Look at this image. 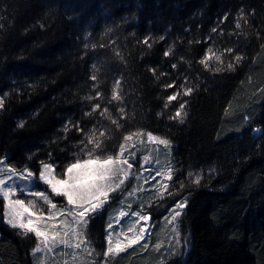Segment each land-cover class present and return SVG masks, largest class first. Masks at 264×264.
Instances as JSON below:
<instances>
[{
    "label": "trees",
    "instance_id": "trees-1",
    "mask_svg": "<svg viewBox=\"0 0 264 264\" xmlns=\"http://www.w3.org/2000/svg\"><path fill=\"white\" fill-rule=\"evenodd\" d=\"M0 101V159L19 169L62 176L138 132L172 143L152 210L186 198L188 251L108 264H264V0H0ZM20 232L0 216V264H37Z\"/></svg>",
    "mask_w": 264,
    "mask_h": 264
},
{
    "label": "rangeland",
    "instance_id": "rangeland-1",
    "mask_svg": "<svg viewBox=\"0 0 264 264\" xmlns=\"http://www.w3.org/2000/svg\"><path fill=\"white\" fill-rule=\"evenodd\" d=\"M149 135L153 139L150 140ZM127 138L130 139H126L122 146L125 147V155L128 157L129 163L133 164V167L129 170V176L125 179L122 191L117 190L116 192L110 193L108 203L105 204L104 208L94 219H90V222L86 226L83 224L78 226L75 222H72V217L58 216L54 221H49L48 223L50 224L55 223L58 226V230L62 233L63 227L61 226V222L67 219L71 223V228L76 229L80 233L79 237L70 233V245L80 243V247L75 248L74 246L65 247L64 245H57L51 250H48L36 238L33 252L37 264H108L107 258L109 256L113 259L121 257L127 254V250L137 246L142 251L150 250L154 252L158 251L157 245H160V247L165 245L164 252L172 254L177 251L175 257L180 255L182 249L185 253L188 251L189 243L185 245V240L188 241V239L183 240L180 234L178 222L180 215L175 220L172 219L176 212L182 213L185 207L181 211L175 208V203L163 213H161L160 208L152 210L154 205H160L156 202H159L169 190L174 176L172 143L157 135L145 134L143 132L129 135ZM161 141H166L167 143H161ZM129 153H133L134 155L129 156ZM112 156L117 158L119 151ZM145 157L147 160L143 159ZM44 164H49V162ZM4 169H14L17 174L25 171V169H19L9 164L6 158H2L0 159V172H3ZM27 170L35 173L37 176L41 171L35 172L29 168ZM54 174L59 178H66L64 175L59 176L56 171ZM169 176L171 177L170 179ZM0 179L7 180V173L0 174ZM118 182L117 180L116 183ZM33 190L48 191L50 197L53 198V203H56L58 208L66 205V199L64 197H55L54 194L50 193L47 186L42 183H36ZM20 198H25L26 203L28 199H36L37 208L42 209L44 214L47 215V206L43 205L42 201L38 198L24 196ZM0 200L3 203L4 210L5 202H3L2 197H0ZM121 211L127 213V215L120 216ZM135 213H139L140 215L147 214L151 219L148 221H140L139 217L134 215ZM109 221L113 225L111 229L113 246L118 240L127 244L126 237H131L139 233L141 228L147 229L145 239L140 244H134L132 247L127 248L124 252L117 255H104L108 247V231L106 230V226ZM101 223H103L102 229L104 228L105 230V248L103 251L97 245V238L94 234L95 231L97 232L100 229ZM29 234L35 237L34 233ZM144 244H147L146 248L141 246ZM37 247L41 250L36 251ZM100 255L102 256L100 257ZM157 264L160 263L157 262Z\"/></svg>",
    "mask_w": 264,
    "mask_h": 264
},
{
    "label": "snow or ice",
    "instance_id": "snow-or-ice-1",
    "mask_svg": "<svg viewBox=\"0 0 264 264\" xmlns=\"http://www.w3.org/2000/svg\"><path fill=\"white\" fill-rule=\"evenodd\" d=\"M236 27H239V24ZM216 59L219 60L220 57L217 56ZM201 62L205 63V67H207L205 61ZM229 67L231 68L232 65H229ZM169 99L174 100L176 97L171 96ZM2 106L3 103L0 101V107ZM176 116H180L179 111L176 112ZM20 127H23L22 123ZM149 139L151 140L153 137L149 135ZM161 143L167 142L161 141ZM95 147L100 148L101 145L97 143ZM125 152V147L121 146L117 158L109 155L106 159H102L99 155L93 158L92 152L89 151V158L84 160L78 159L66 167L64 171L66 178H59L55 175V169L51 163H42V169L38 176L27 169L19 174L14 169H4L0 174L7 173V180L0 179V197L5 202L4 210L0 212V216L4 218V223L7 226H10L12 229L21 230V235L34 233L35 238L39 240V243L45 249L51 250L57 245L79 248L80 243L70 245V233L76 237H79L80 233L76 229L71 228V223L67 219L61 222V226L63 227L62 233L58 230V226L55 223L50 224L48 222L54 221L58 216H64L72 217V222H75L78 226L81 224L86 226L90 222V219H94L104 208L105 204L108 203L110 193L116 192L117 190L122 191L125 179L129 176V170L132 169L133 164L129 163ZM132 155L134 154L129 153V156ZM143 159L147 160L146 157ZM117 180L119 181L118 183H116ZM196 182L199 183V178H197ZM36 183L46 185L50 193L54 194L55 197H64L66 199V205L58 208L57 204L53 203V198L50 197L48 191L33 190ZM21 196L38 198L42 201L43 205L47 206V215L44 214L42 209L37 208L36 199H28L26 203V199L20 198ZM185 202L186 198L185 201L176 203L175 208L182 211L185 207ZM180 214V212H176L172 219L175 220ZM126 215L127 213L121 211L120 216ZM134 215L138 216L140 221H148L151 219L147 214L140 215L139 213H135ZM112 227L113 225L109 221L106 226V230L108 231V247L104 255H117L124 252L127 248L132 247L134 244H140L145 239V233L147 231V229L141 228L139 233L131 237H126L127 244L118 240L113 246L111 235ZM188 243L189 241L185 240V245ZM141 246L146 248L147 244ZM156 247L159 249L160 245ZM40 250L39 247L36 248V251Z\"/></svg>",
    "mask_w": 264,
    "mask_h": 264
}]
</instances>
